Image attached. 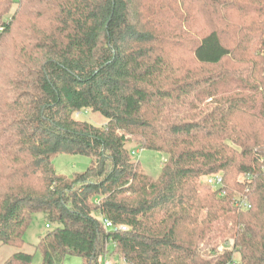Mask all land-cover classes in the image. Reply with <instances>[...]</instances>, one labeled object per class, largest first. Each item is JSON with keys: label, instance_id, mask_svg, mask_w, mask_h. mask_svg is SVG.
Returning a JSON list of instances; mask_svg holds the SVG:
<instances>
[{"label": "trees", "instance_id": "16d2710c", "mask_svg": "<svg viewBox=\"0 0 264 264\" xmlns=\"http://www.w3.org/2000/svg\"><path fill=\"white\" fill-rule=\"evenodd\" d=\"M15 2L0 0V248L42 215L41 264H264V0H17L7 22ZM131 142L168 157L157 179ZM60 155L91 164L70 179ZM220 238L234 249L204 258Z\"/></svg>", "mask_w": 264, "mask_h": 264}, {"label": "rangeland", "instance_id": "374dc122", "mask_svg": "<svg viewBox=\"0 0 264 264\" xmlns=\"http://www.w3.org/2000/svg\"><path fill=\"white\" fill-rule=\"evenodd\" d=\"M15 3L13 4L11 11L9 14L5 17V21L9 22L13 15L16 13L17 9L19 8V5L17 3V0H13ZM232 11V10H231ZM230 11V12H231ZM234 11V10H233ZM194 13V11H192ZM232 16H230L228 19H230ZM240 19V18H238ZM245 23H249L250 19H242ZM76 119H79L81 121H86L89 123H92L96 126H105L107 124V121L100 115L96 113L91 112H81L76 114ZM129 150L131 152H135V154H132V157L136 161H140L141 166L140 170L142 173L152 177L153 179H157L162 171V167L168 157L160 152L147 150V149H140L136 148V143L131 142L127 145ZM55 171L59 175L66 176L70 179H72L76 174L83 173L91 164V160L89 158L83 157V156H71V155H60L57 156L53 161ZM217 175H222L221 173H218ZM207 180V177H202L201 181L205 183ZM240 181H243L242 176L239 178ZM212 187V186H211ZM212 189L216 190L215 187H212ZM238 198H240V194L236 195ZM53 227L47 226V222L45 218L42 215H34L32 218L31 225L26 231L25 234V246L21 249L13 248L9 246H4L0 248V264H3L9 257H11L13 254L18 252H24L27 254L34 255V264H41L42 263V255L39 251H36L35 248L38 245L40 239L45 236L48 231L52 230ZM228 243V245L226 244ZM234 244L233 239L229 238H220L217 240V243L213 242H207L204 245H200V251L204 258H208L210 260L216 261L218 260V257L225 253L226 249L225 246H227L228 251H232ZM215 251V253H213ZM114 259H117L118 261L122 259L121 257L112 256ZM239 255L237 253H234V263L238 264ZM121 262H123L121 260ZM62 264H83V260L79 257L75 256H67Z\"/></svg>", "mask_w": 264, "mask_h": 264}, {"label": "built area", "instance_id": "2783aa9c", "mask_svg": "<svg viewBox=\"0 0 264 264\" xmlns=\"http://www.w3.org/2000/svg\"><path fill=\"white\" fill-rule=\"evenodd\" d=\"M133 154H135V152H133ZM206 182L209 186L215 187L217 189L219 186L222 185V176L221 175L208 176L205 183ZM236 205H237V207L243 208V209L251 208V206L244 201H239V202H237ZM103 224H104L105 230H107V231L126 232L129 230V228L127 226H114L112 224V222L109 220H104ZM100 264H121V263H120V261L114 259L111 254H109V255L107 254V255H105V257H103L100 260Z\"/></svg>", "mask_w": 264, "mask_h": 264}]
</instances>
